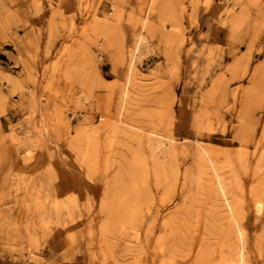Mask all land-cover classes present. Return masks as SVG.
Returning a JSON list of instances; mask_svg holds the SVG:
<instances>
[{
	"label": "rangeland",
	"instance_id": "obj_1",
	"mask_svg": "<svg viewBox=\"0 0 264 264\" xmlns=\"http://www.w3.org/2000/svg\"><path fill=\"white\" fill-rule=\"evenodd\" d=\"M0 264H264V0H0Z\"/></svg>",
	"mask_w": 264,
	"mask_h": 264
},
{
	"label": "bare ground",
	"instance_id": "obj_2",
	"mask_svg": "<svg viewBox=\"0 0 264 264\" xmlns=\"http://www.w3.org/2000/svg\"><path fill=\"white\" fill-rule=\"evenodd\" d=\"M260 206V205H259Z\"/></svg>",
	"mask_w": 264,
	"mask_h": 264
}]
</instances>
